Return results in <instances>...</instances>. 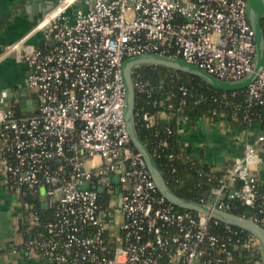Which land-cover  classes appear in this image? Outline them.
Segmentation results:
<instances>
[{
  "label": "built area",
  "instance_id": "obj_1",
  "mask_svg": "<svg viewBox=\"0 0 264 264\" xmlns=\"http://www.w3.org/2000/svg\"><path fill=\"white\" fill-rule=\"evenodd\" d=\"M62 1L38 23V46L19 40L3 48L19 51L29 66L21 93L0 89V169L24 207L25 255L41 264H163L165 256L174 264H238L244 249L264 257L255 233L179 210L160 192L131 145L125 116L129 57L177 56L229 81L252 71L257 41L249 0H72L47 18ZM142 64L132 67L134 91L151 95L162 84L144 79ZM263 97L264 66L246 86V101ZM142 119L150 126L156 115L145 110ZM263 147L264 130L247 138L201 202L232 211L239 201L264 226V191L253 173ZM98 186L117 190L116 208L103 207ZM41 208L53 216L46 219ZM113 210L122 214L116 232ZM219 222L225 226L215 231Z\"/></svg>",
  "mask_w": 264,
  "mask_h": 264
},
{
  "label": "trees",
  "instance_id": "obj_2",
  "mask_svg": "<svg viewBox=\"0 0 264 264\" xmlns=\"http://www.w3.org/2000/svg\"><path fill=\"white\" fill-rule=\"evenodd\" d=\"M261 23L264 32V14ZM139 71L151 85L162 84V88L156 87L151 95L135 94V110L139 111V114H135L136 127L140 138L175 193L195 201L206 199L211 187L226 170H216L208 164L200 163L184 150L178 119L184 117L190 122H195L200 118L210 117L215 121L224 122L237 133L250 130L255 135L264 130V97L262 102L249 105L246 101V86L233 89L218 88L197 74L164 64L143 63ZM145 110L156 115L154 123L150 126L142 119ZM131 145L137 149L132 140ZM259 183L260 189L264 191V180L259 179ZM110 196L106 189L99 191V201L103 207L108 206ZM176 208L186 209L178 205ZM232 211L252 217L255 209L236 201ZM41 212L46 219L53 216L50 208H41ZM224 226L225 223L219 222L214 225V229L222 231ZM237 256L238 264H264L262 251L253 253L244 249L237 252ZM162 262L174 264L168 256H165Z\"/></svg>",
  "mask_w": 264,
  "mask_h": 264
},
{
  "label": "crops",
  "instance_id": "obj_3",
  "mask_svg": "<svg viewBox=\"0 0 264 264\" xmlns=\"http://www.w3.org/2000/svg\"><path fill=\"white\" fill-rule=\"evenodd\" d=\"M70 1L65 0V4ZM40 3V0H0V89L9 88L16 94L24 90L28 63L21 58L19 51L5 53L3 48L5 44L19 40L22 47L29 49L40 44L43 36L41 25L37 26L43 18L38 17ZM42 4L51 9L49 0ZM178 129L184 141L183 148L190 156L221 171L232 166L242 154L245 140L254 136L253 132H241L243 136L238 138L237 131L210 117L195 122L181 117L178 119ZM260 157L254 170L257 177L264 180V147L260 150ZM19 201L21 199L5 183L0 169V264H41L42 261L27 257L22 249L24 207ZM113 211L116 220L110 229L116 232L122 214L119 210Z\"/></svg>",
  "mask_w": 264,
  "mask_h": 264
},
{
  "label": "water",
  "instance_id": "obj_4",
  "mask_svg": "<svg viewBox=\"0 0 264 264\" xmlns=\"http://www.w3.org/2000/svg\"><path fill=\"white\" fill-rule=\"evenodd\" d=\"M47 0H40L38 14L40 18L44 17L46 12L50 7H46L42 4ZM52 4L51 8L55 5L57 0H49ZM248 13L250 21L255 29L256 41H257V56L255 59V64L252 69L246 76L241 79L229 81L221 79L202 67L188 62L185 59L177 56H171L167 54H158V53H145L140 55H135L126 59L124 63V77L126 82V104H125V116L130 132L131 140L134 143L135 147L142 152L144 155L148 167L152 173V176L157 184L160 192L172 203L175 205L193 209L197 211L204 212L214 218H217L221 221L242 227L246 230H249L255 233L260 237L264 247V226L250 217L237 214L232 211L220 209L218 207H213L207 203L201 201L190 200L184 197H181L173 191V189L168 184L167 180L160 167L158 166L153 155L144 144L140 138L137 127H136V118H135V91L132 83V67L137 63H159L168 65L170 67L181 69L190 73L199 75L201 78L206 80L208 83L214 85L215 87L222 89H233L247 86L254 78L257 76L258 72L264 66V32L262 28V16L264 14V4L258 5L257 0H249ZM112 181L118 183V173L112 174ZM98 190H103L102 186H98ZM120 202V201H118ZM119 204V203H118Z\"/></svg>",
  "mask_w": 264,
  "mask_h": 264
},
{
  "label": "rangeland",
  "instance_id": "obj_5",
  "mask_svg": "<svg viewBox=\"0 0 264 264\" xmlns=\"http://www.w3.org/2000/svg\"><path fill=\"white\" fill-rule=\"evenodd\" d=\"M257 3H258V5H263L264 4V0H257ZM242 136H243V134H242ZM245 136V135H244ZM253 173L255 174V170L253 169ZM256 175V174H255ZM110 194H111V196H110V205L113 207V208H116V206H118V194H117V190H115L114 192H112V191H108ZM19 203H21L20 201H19ZM113 213H114V211H113ZM259 264V263H258Z\"/></svg>",
  "mask_w": 264,
  "mask_h": 264
},
{
  "label": "bare ground",
  "instance_id": "obj_6",
  "mask_svg": "<svg viewBox=\"0 0 264 264\" xmlns=\"http://www.w3.org/2000/svg\"><path fill=\"white\" fill-rule=\"evenodd\" d=\"M65 0H63L59 5L58 7H56L51 13L48 14L47 18L48 17H51L53 16L54 14H56L58 11H60L61 9H63L65 7ZM46 21V20H44ZM44 23V22H43Z\"/></svg>",
  "mask_w": 264,
  "mask_h": 264
}]
</instances>
